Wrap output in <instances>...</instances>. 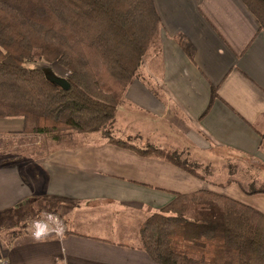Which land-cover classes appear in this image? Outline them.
Returning a JSON list of instances; mask_svg holds the SVG:
<instances>
[{
	"label": "crops",
	"instance_id": "obj_1",
	"mask_svg": "<svg viewBox=\"0 0 264 264\" xmlns=\"http://www.w3.org/2000/svg\"><path fill=\"white\" fill-rule=\"evenodd\" d=\"M154 2L158 34L119 106L133 113L115 121V134L186 153L200 166L230 154L264 169V33L256 16L242 0ZM0 122V130L22 133L21 119ZM235 174L211 180L99 133H73L26 166L0 162V217L45 201L65 227L36 240L14 219L1 254L10 264H160L142 247L140 227L176 193L207 188L264 213V192L249 193Z\"/></svg>",
	"mask_w": 264,
	"mask_h": 264
},
{
	"label": "trees",
	"instance_id": "obj_2",
	"mask_svg": "<svg viewBox=\"0 0 264 264\" xmlns=\"http://www.w3.org/2000/svg\"><path fill=\"white\" fill-rule=\"evenodd\" d=\"M242 1L264 33V0ZM160 22L154 0H0V118H20L23 134L55 142L99 133L204 177L182 153L138 146L114 132L118 108ZM36 56L63 67L70 87L31 64ZM140 240L160 264H264V213L207 188L176 193L142 223Z\"/></svg>",
	"mask_w": 264,
	"mask_h": 264
},
{
	"label": "rangeland",
	"instance_id": "obj_3",
	"mask_svg": "<svg viewBox=\"0 0 264 264\" xmlns=\"http://www.w3.org/2000/svg\"><path fill=\"white\" fill-rule=\"evenodd\" d=\"M35 54L39 55V51L36 50ZM31 64L42 67L48 72L50 76L55 75L59 77H66L63 67L58 64L45 63L39 56H36ZM131 112L133 113V110L127 108L125 104L123 108L121 107L118 109L116 121H122V119ZM11 119L12 118H0V121L4 123L3 121H9ZM14 119L18 120V118ZM84 135L88 134L84 133ZM124 139L129 140L135 145H145L144 139H134L128 136ZM51 144L53 145V140L45 135L29 136L21 132L11 133L0 130V162L16 163L20 164L21 166H26L29 163L38 160V158L50 148ZM182 157L184 159L188 158L186 153H182ZM235 158V155L230 154H225L224 160L221 162L211 158L213 161L211 160L212 162L209 161L207 163L209 165L208 167L205 165L200 166V164H198L196 161L191 162L198 165L197 170L199 173L207 176L211 180L214 179L217 181H224V179L231 177V172H235V178H238L242 186H244L246 189H264V169H262L260 166L254 168V163L249 159H243L240 157L242 159L238 158L236 161ZM53 208V205L43 201L42 204L41 202L31 204L30 206L24 207L17 212L10 213L8 216L0 217V254L5 248L4 243L8 240L7 233H9V230L14 227V219L18 220V227H23L25 230L27 229L29 231L32 221L40 218L44 212L57 213Z\"/></svg>",
	"mask_w": 264,
	"mask_h": 264
},
{
	"label": "built area",
	"instance_id": "obj_4",
	"mask_svg": "<svg viewBox=\"0 0 264 264\" xmlns=\"http://www.w3.org/2000/svg\"><path fill=\"white\" fill-rule=\"evenodd\" d=\"M36 221L47 224L49 226V228H55L58 225H62L63 226V232H64L65 227H64L63 221L60 218V216L55 212H44L40 216V218H37L34 221H32V223L29 227L30 233L32 232V225ZM0 264H10V261L6 256H4L3 254H0Z\"/></svg>",
	"mask_w": 264,
	"mask_h": 264
},
{
	"label": "clouds",
	"instance_id": "obj_5",
	"mask_svg": "<svg viewBox=\"0 0 264 264\" xmlns=\"http://www.w3.org/2000/svg\"><path fill=\"white\" fill-rule=\"evenodd\" d=\"M55 233L56 236H62L63 234V226L58 225L55 228H49V226L45 223L36 221L32 225V236L36 240H43L48 235Z\"/></svg>",
	"mask_w": 264,
	"mask_h": 264
},
{
	"label": "water",
	"instance_id": "obj_6",
	"mask_svg": "<svg viewBox=\"0 0 264 264\" xmlns=\"http://www.w3.org/2000/svg\"><path fill=\"white\" fill-rule=\"evenodd\" d=\"M46 74H47V77H49V79H51L53 82H56L57 84L63 86L64 88L70 87V83L65 77H59V76H55V75L50 76L47 71H46Z\"/></svg>",
	"mask_w": 264,
	"mask_h": 264
}]
</instances>
